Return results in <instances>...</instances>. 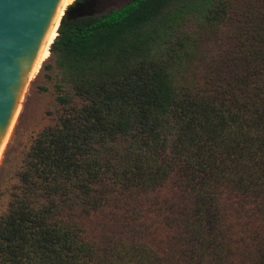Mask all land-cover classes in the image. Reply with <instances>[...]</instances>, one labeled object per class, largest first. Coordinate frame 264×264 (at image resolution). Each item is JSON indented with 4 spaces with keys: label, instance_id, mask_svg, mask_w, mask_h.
<instances>
[{
    "label": "trees",
    "instance_id": "1",
    "mask_svg": "<svg viewBox=\"0 0 264 264\" xmlns=\"http://www.w3.org/2000/svg\"><path fill=\"white\" fill-rule=\"evenodd\" d=\"M49 52L61 111L0 217V264H264V0H74Z\"/></svg>",
    "mask_w": 264,
    "mask_h": 264
},
{
    "label": "rangeland",
    "instance_id": "2",
    "mask_svg": "<svg viewBox=\"0 0 264 264\" xmlns=\"http://www.w3.org/2000/svg\"><path fill=\"white\" fill-rule=\"evenodd\" d=\"M186 28L196 35L200 33L195 19L190 18ZM229 31V27H222L201 36L197 56L188 77L198 79L216 64L227 47L226 38ZM48 58L30 85L23 101V111L0 162V217L7 212L14 196L24 191L20 175L25 170L29 149L34 139L42 130L53 127L58 122L61 109L55 99L52 82L47 78V75H54L47 68L52 64V58L50 56ZM42 87L48 90L42 92L40 91ZM30 201L34 207H39L45 202L44 196L38 191L30 195Z\"/></svg>",
    "mask_w": 264,
    "mask_h": 264
},
{
    "label": "water",
    "instance_id": "3",
    "mask_svg": "<svg viewBox=\"0 0 264 264\" xmlns=\"http://www.w3.org/2000/svg\"><path fill=\"white\" fill-rule=\"evenodd\" d=\"M63 0H0V144Z\"/></svg>",
    "mask_w": 264,
    "mask_h": 264
},
{
    "label": "bare ground",
    "instance_id": "4",
    "mask_svg": "<svg viewBox=\"0 0 264 264\" xmlns=\"http://www.w3.org/2000/svg\"><path fill=\"white\" fill-rule=\"evenodd\" d=\"M74 0H63L58 13L52 23V26L46 36V39L39 51V54L33 64V67L28 75V79L24 85V88L22 90L21 96L17 102L16 108L14 110V113L12 115V118L10 120V123L8 125V129L6 130L5 134H4V138L0 144V162L2 160L3 154L5 152V149L10 141V138L12 137L13 131L18 123V120L21 116V113L23 111V101L25 100V97L29 91L30 85L31 83L34 81V79L37 77L42 64L44 63V61L46 59H48V57L50 56V52H49V47L51 45V43L53 42V40L56 37V33H57V29L60 23V20L64 14L65 9L67 8V6H69Z\"/></svg>",
    "mask_w": 264,
    "mask_h": 264
}]
</instances>
